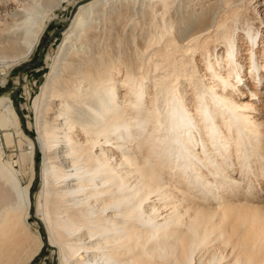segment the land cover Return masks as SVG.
Here are the masks:
<instances>
[{
	"label": "bare ground",
	"instance_id": "obj_1",
	"mask_svg": "<svg viewBox=\"0 0 264 264\" xmlns=\"http://www.w3.org/2000/svg\"><path fill=\"white\" fill-rule=\"evenodd\" d=\"M66 1L4 10L0 86ZM72 9L31 104L35 136L0 96V159L14 130L31 173L21 187L18 160H0V264H30L46 242L57 264H160L148 257L172 249L165 262L178 264L199 245H227L218 264H264V0H86ZM130 161L134 185L118 171ZM162 167L187 184L153 199ZM203 258L196 253L197 264Z\"/></svg>",
	"mask_w": 264,
	"mask_h": 264
},
{
	"label": "rangeland",
	"instance_id": "obj_2",
	"mask_svg": "<svg viewBox=\"0 0 264 264\" xmlns=\"http://www.w3.org/2000/svg\"><path fill=\"white\" fill-rule=\"evenodd\" d=\"M20 1L21 0H7V1L6 0H0V21H3L1 18H3L5 16L4 14H7L6 11L4 12V10H6L7 7H9L11 5L18 6ZM78 2L81 4V2L82 3L86 2V0H67L66 2H64L61 5L60 9L55 12L54 19L48 25V27H47L45 33L43 34L38 46L35 48L33 54L30 56V58L26 62H23L19 66H16L11 71H9L8 75L5 77V79H6L5 85L4 86H0V96H5V97L9 98L11 100V102L13 103L12 105H13V107H14V109H15L18 117H19L21 128H22L24 134L27 137H30L29 134H31V136H35V126H34L35 125V123H34L35 122V115L33 113L32 107H31L33 98L37 94L40 93V87L44 83V81H45V79L47 77V74L49 73V68H50L49 64L51 63L50 59L52 57L56 56V53L58 51V46H59L60 41H61V33L63 32V30H65L67 28L69 20L71 19V15H72V11H73L72 8ZM247 14H249V13H247ZM0 23H2V22H0ZM0 26H1V24H0ZM25 90H27L28 92L27 91L25 92ZM28 95H29V97H28ZM12 132L14 134V141H15L14 145L15 146L13 145V147H11L10 149H6L5 148L4 149V154L1 156L0 160L4 161V162L5 161H10L11 158L15 159V160L16 159L18 160V164L20 163V166L22 165L21 167L19 166V169L21 168L20 170L22 172L17 169L19 171L18 174H17L18 175L17 178H18V181L19 180L21 181V182L19 181V184L21 185V187H23V186H25L27 184V182L29 180V177L31 175L30 167L28 165L29 162H28V158L26 159V156L24 157L25 159H23V160L24 161L26 160L27 163L24 162V161L21 162V157L23 155V153H21V152L24 151L23 150L24 147L22 148V147H19L17 145V140L18 139L15 136V131L12 130ZM35 155H36L35 156L36 164H35V167H34V175H37L38 169H37L36 165H38V163L40 162L41 156L39 155L38 152L35 153ZM158 160L161 161L162 158L159 157ZM147 161L151 162L152 164L153 163H156V164L159 163V162H156L154 160V158L153 159L150 158ZM147 161L145 162V161H141V160L138 159V161H136L137 163H139V164H137V168L139 166V168H140L139 170H141V171H144L143 169H145L146 167L148 169L149 168L148 165H150V164H149V162L147 163ZM57 162H59L58 159H57ZM124 163L126 164V162H121L120 163V164H122V167L119 166L118 171L119 170H125V172H127V174H128V175L126 174V176H125V178L127 177V179H125V181L129 185L136 184V181H138L136 177H138L140 175V173L136 170L137 168L135 167L133 162H131V161L127 162L128 165H126V166H124L125 165ZM140 163H141V165H140ZM132 164H133V166H132ZM129 167H132V168L129 169ZM62 170H64V171H62ZM62 170L61 171L63 173H65L66 169L64 168ZM132 171L135 172V173H132ZM158 172H159V174H158ZM158 172H156V175H154V176L156 178H158L157 182L159 184L161 183L162 186L159 185V187H156V189L154 188L157 192H154L156 195L152 192V198L153 199L156 198L157 193H158V195L160 193H162V192H158L159 189L161 191L162 190L167 191L166 189H168V190L170 189V190H173V191L176 192V191H178L177 189H179L181 186H186L185 184H187L185 179L188 180V177H187L188 175H181V176H177L176 177L175 175L171 174V170H169L168 168H163V167L159 168ZM19 174H20V176H19ZM141 174H142V172H141ZM136 175H138V176H136ZM235 177H237L238 179L242 178V176H235ZM159 178H160V180H159ZM161 178L163 179V182H162ZM176 181H179V182H176ZM163 183H164V185H163ZM168 183L171 186V188L169 187ZM179 183H180V185H179ZM39 185H40L39 179L36 176H34V180L32 182V186H31L32 188H30L32 195L34 194L33 195V202L35 201L34 198H35V196L37 194V191L39 189ZM160 187H166V188L164 189V188H160ZM154 189H151V190L154 191ZM151 190H149L150 192H148V190L145 191V194L143 193L142 203L140 204L138 210L136 211V213H138L137 215H139L143 219H144V216L146 215L145 212L147 211V208H148V205H149L148 199L151 200V201L153 200V199L150 198L151 197V194H150ZM260 195H261V197H260L259 203H260L261 206H263V209H264V190L260 193ZM67 196L70 197L71 195H67ZM245 196L246 195H244L242 197V199H245ZM69 197H68V199H67V197L65 198V199H67L66 201H68L70 199ZM58 199L59 198H57V200ZM247 199H250V198H247ZM54 200H56V198ZM253 201H256V199L254 198ZM69 204L70 203H68V205ZM85 204H87V203H85ZM143 205H145V207H147V208H144ZM83 206L84 205H82L81 207H83ZM153 214L156 216L157 213L155 211L154 212L152 211L151 214H150V218L152 220H155L154 219L155 216ZM120 217H121L120 220H122L123 216L120 215ZM155 218H157V217H155ZM156 220L158 221V219H156ZM33 222H36L37 224L39 223L37 220H35L32 217H30V219H29L30 228L29 229L31 231L37 230L41 234L40 235L41 239H43V235H44L43 232H42V231H44L43 228L41 227V230H40L38 225H37L38 227L35 226V225L33 226ZM80 234H82V235H80ZM86 234H87L86 230H84L82 228L81 232L78 235H80L81 239H83V237L85 236L86 238H84L83 240L87 241L88 237L92 236L93 234L92 235L89 234L87 236H86ZM94 236H97V235H94ZM80 237H78V238H80ZM201 247H203V246L199 245V246H197L196 249H194L195 246H192L190 248L188 258L186 259V261H184L185 263L184 262H182V263L178 262V264H197L196 253H199V252L202 254V256H204V258L202 259L200 264L201 263L210 264V262L213 261V258H216V257H217V260L215 259L216 261L214 260L213 263L216 262L218 264L223 259V258L221 259L220 256L221 255L224 256L223 255V250L227 248V245L221 246V249H219V250L218 249L215 250V251L210 250V253L208 252L209 250L206 251L203 248H202L203 249V251H202ZM199 249H201V250H199ZM170 250H168V251L169 252H171L172 250L174 251V249H172L171 251ZM173 251L171 252L172 254L169 255L168 252H167V255H165L166 252L164 250L161 253V255L164 254L165 256H163V255L161 256L160 253H159L158 256L154 255V256H149L148 258H150V259L152 258V260H150L151 262L154 260L153 262H156V263L160 262V264H162L163 262L166 263L165 261H168L169 259L171 261L169 260L167 263L173 262V260H175L174 257L171 256L173 254L175 255V253ZM211 252H212V255H210ZM50 253H51V249L47 246V242H46V243H44V246L42 248L41 253L33 261H31L30 264H57L56 259L55 258L53 259L51 257V255H50ZM213 253H214V255H213ZM207 261H210V262H207Z\"/></svg>",
	"mask_w": 264,
	"mask_h": 264
}]
</instances>
